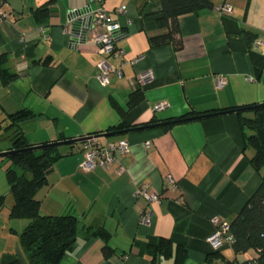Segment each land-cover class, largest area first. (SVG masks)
<instances>
[{"label": "crops", "instance_id": "crops-1", "mask_svg": "<svg viewBox=\"0 0 264 264\" xmlns=\"http://www.w3.org/2000/svg\"><path fill=\"white\" fill-rule=\"evenodd\" d=\"M47 1L3 2L9 18L0 26V53L16 77L0 85L1 126L8 114L26 109L30 116L19 131L28 147L91 135L103 144L126 140L130 146L124 155L115 153L107 168L88 171L80 167L84 140L54 146L60 157L37 193L39 212L71 214L79 221L76 245L59 264H216L207 241L212 219L229 224L259 186L261 173L249 161L252 151L244 149L236 113L168 129L161 123L264 102V65L257 72L251 60V51L262 55L255 43L264 38V0H209V6L178 16L171 43L158 46L149 39L171 28L163 21L161 0H54L39 11ZM223 3L231 5L230 14L216 11ZM100 5L124 33L117 43L124 54L106 57L121 75H111L106 86L96 77V47L75 48L65 30L69 10ZM216 75L226 79L220 88ZM136 90L142 98L129 107ZM158 102L167 107L155 112ZM121 124L124 128L107 131ZM2 130L0 152L11 147L10 131ZM7 166L0 161V264H27L20 234L29 220L9 215ZM169 176L174 187L168 186ZM141 184L161 199L148 207L150 224L139 221L146 202L134 192ZM97 230L103 233L93 235ZM151 238L169 240L168 253L148 252ZM219 252L232 264H253L258 254L234 253L230 244Z\"/></svg>", "mask_w": 264, "mask_h": 264}, {"label": "trees", "instance_id": "trees-1", "mask_svg": "<svg viewBox=\"0 0 264 264\" xmlns=\"http://www.w3.org/2000/svg\"><path fill=\"white\" fill-rule=\"evenodd\" d=\"M4 2L5 0H1ZM54 0H48L39 11H46L47 6ZM163 6V21L171 23L170 32L166 35L154 36L149 39L150 46L171 43L172 22L180 15L196 12L210 5L209 0H161ZM7 55L0 53V85L4 86L16 77V74L7 68ZM251 60L257 70L261 71L264 65V56L251 51ZM142 98L139 90L129 95L127 104L129 107L136 104ZM1 106V105H0ZM236 113L243 131L244 149L252 151L249 161L253 168L261 173V182L240 212L229 223L232 241L230 243L234 253H244L251 249L258 251L254 259L256 264H264V107L258 104L244 107H231L217 109L210 112L193 115L191 112L165 122L163 129H168L175 123L185 122L190 119L205 118L223 113ZM30 116L26 109L8 114L9 122L0 128L10 131L12 149H23L28 146L23 142V136L19 131V123ZM125 125H119L108 129L118 130ZM60 157L54 146H45L36 150L15 152L1 157L6 160L8 166L5 176L9 184V193L13 200L9 215L11 217H23L29 223L20 234V243L27 257V264H59L63 257L76 245L78 238L79 221L71 214L43 215L39 212L40 200L37 193L47 183L48 174L52 170L55 161ZM4 197H0V205ZM101 230L93 233L102 234ZM170 241L159 238L147 241V251L152 249L153 254L168 253ZM109 250L106 246L104 253ZM212 258L222 259L219 251H215ZM225 261V260H224ZM227 264H232L225 261Z\"/></svg>", "mask_w": 264, "mask_h": 264}, {"label": "built area", "instance_id": "built-area-1", "mask_svg": "<svg viewBox=\"0 0 264 264\" xmlns=\"http://www.w3.org/2000/svg\"><path fill=\"white\" fill-rule=\"evenodd\" d=\"M118 12L124 14L125 10L118 7ZM219 14H230L232 7L223 3L216 8ZM9 18V13L3 9V2L0 0V26ZM100 29V30H99ZM73 39L75 48L84 43H91L96 47V52L100 59L96 63V77L102 86L110 82L111 75H121L120 69L113 68L106 61V57H118L124 54V51L117 46L118 41L124 36L120 24L113 20L105 7L100 5L94 9L73 8L67 13V25L65 27ZM91 37L88 38L87 35ZM23 41V35L21 36ZM255 45L260 49L264 56V38L256 41ZM226 82L225 77L216 75L214 83L216 88L222 87ZM167 107L166 102H158L154 105V111L160 112ZM84 158L80 164L83 170H92L96 166L107 168L114 160L115 153L122 155L130 150L129 143L126 140L116 142H99L97 136L91 135L84 139ZM168 186L174 187L175 181L169 176ZM135 198H141L146 202V208L140 211L139 221L143 224H150L151 211L149 206L160 203V195L154 191L148 184H141L134 192ZM212 223L215 225L213 232L208 236L207 241L214 251H219L224 245L230 244L232 237L229 224L213 217ZM253 264L255 260H251ZM216 264H227L224 260L218 259Z\"/></svg>", "mask_w": 264, "mask_h": 264}, {"label": "water", "instance_id": "water-1", "mask_svg": "<svg viewBox=\"0 0 264 264\" xmlns=\"http://www.w3.org/2000/svg\"><path fill=\"white\" fill-rule=\"evenodd\" d=\"M258 106L264 107V102L258 104ZM161 124L164 125L165 123H161ZM149 126L153 127L155 125L151 124ZM107 134H110V133H107ZM84 139L85 138H77V139H71V140H66V141H61V142L47 143V144L27 147V148H23V149L7 150V151L0 152V157H4V156H7L9 154H13L15 152H21V151H25V150H36V149H40V148L45 147V146H57V145H60V144H69V143H74V142H80V141H83Z\"/></svg>", "mask_w": 264, "mask_h": 264}, {"label": "rangeland", "instance_id": "rangeland-1", "mask_svg": "<svg viewBox=\"0 0 264 264\" xmlns=\"http://www.w3.org/2000/svg\"><path fill=\"white\" fill-rule=\"evenodd\" d=\"M1 132H3V134H4V130H2ZM6 160H4V162H5ZM1 175V174H0ZM8 197H9V199L11 198V195L10 194H8Z\"/></svg>", "mask_w": 264, "mask_h": 264}]
</instances>
